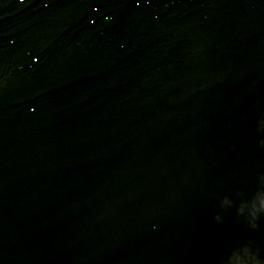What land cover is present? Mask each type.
<instances>
[{
  "label": "water",
  "instance_id": "95a60500",
  "mask_svg": "<svg viewBox=\"0 0 264 264\" xmlns=\"http://www.w3.org/2000/svg\"><path fill=\"white\" fill-rule=\"evenodd\" d=\"M0 264H264V0H0Z\"/></svg>",
  "mask_w": 264,
  "mask_h": 264
}]
</instances>
